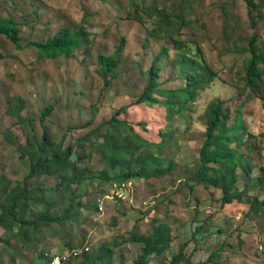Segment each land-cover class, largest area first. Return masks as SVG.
Instances as JSON below:
<instances>
[{
	"label": "rangeland",
	"instance_id": "rangeland-1",
	"mask_svg": "<svg viewBox=\"0 0 264 264\" xmlns=\"http://www.w3.org/2000/svg\"><path fill=\"white\" fill-rule=\"evenodd\" d=\"M154 9L185 17L176 37L191 55L200 49L216 73L183 115L176 114L173 119L166 118L164 107L134 105L147 82L145 72L163 46L168 47L169 57L158 62L162 88L183 85L177 77L179 68L173 64L174 43L170 38L149 34L157 19ZM136 11L144 24L128 18ZM247 12L244 0H0V17H12L20 23L22 45L18 48L0 36V215L7 207L5 197L13 188L27 184L38 191L59 181L57 175L45 174L27 180L33 160L19 148L22 144L29 149L28 137L34 134L42 138L41 116L49 106L54 109L45 123L52 137L64 146H73L72 159L80 166L88 164V175L94 178L102 168L110 175L115 171L90 146L103 140L104 128L98 129V124L117 111L150 141L158 142L160 131L176 140L161 150L175 164L170 172L161 177L131 178L121 184L85 180L86 188L80 189L84 195L76 200L82 207H74L66 220L41 227L38 238L32 235L24 241L0 226V264H45L40 257L43 250L83 244L88 245V251L70 264H82L91 257L96 264H133L141 246L127 239L131 233H150L155 222L170 225L173 243L162 257H150V264H168L185 243L194 263L207 261L218 252L220 257L214 259L218 264H264V212L250 214L247 203L222 206L218 190L196 185L189 178L199 165L205 107L217 99L242 110L261 147L260 153L252 154L256 165L253 174L258 175L264 167V103L247 99L235 84V74L249 56L239 50L253 35L264 42V16L253 27ZM150 14L154 16L150 18ZM65 27L87 29L90 43L83 52L46 59L31 45L47 41ZM121 38L126 43L120 66L105 87L98 57L114 53ZM16 98L26 102L22 114L33 118V123H21L12 112L13 106L18 107ZM121 107H125L123 111ZM178 118L185 123H176ZM82 138L86 143H80ZM240 186L243 188L242 183ZM38 192L39 196L43 194ZM255 194L264 199V193ZM197 227L203 229L194 236Z\"/></svg>",
	"mask_w": 264,
	"mask_h": 264
},
{
	"label": "trees",
	"instance_id": "trees-1",
	"mask_svg": "<svg viewBox=\"0 0 264 264\" xmlns=\"http://www.w3.org/2000/svg\"><path fill=\"white\" fill-rule=\"evenodd\" d=\"M244 1L247 6L249 23L256 27L259 19L264 16V0ZM154 11L157 19L154 29L149 34L154 38L163 36L165 39L172 40L176 53L173 64L179 68L177 77L182 80L183 85L173 89L162 88V81H159L160 64L158 62L163 57H169L168 47L163 46L152 66L145 72L147 82L141 94L134 101V105L164 107L166 118L173 119L176 114L183 115L186 107L196 100L202 90L209 87L216 78V73L206 63L200 49L196 47V55H191L189 48H186L183 41L176 37L185 17L159 9H154ZM153 16L150 14V18ZM128 18L144 24L143 17L138 11L129 15ZM0 36H5L16 47L22 48L20 23L14 18L0 17ZM89 43L87 29L65 27L53 37H49L47 41H37L31 45L43 58L58 59L64 56L72 57L77 52H83ZM125 43V38H121L114 53L98 57L99 71L105 87H109V79L115 78L113 74L120 66V56ZM233 47L238 51L235 43ZM239 51L249 56L243 61V69L236 72L235 84L241 92L247 94V99L256 98L264 103V42L253 35L248 45ZM16 102L18 107L13 106L12 112L18 116L19 121L33 123V118L22 114L26 102L20 98H16ZM124 108L121 107L119 110L123 111ZM53 109V106H49L42 112L41 121L44 125L42 138L34 134L28 137L29 149L22 144L19 148L23 155L33 160L31 170L26 177L27 180L35 175L45 174L57 175L59 181L50 188H38L40 193L43 192L41 196L37 189H30L27 184L19 189L13 188L5 197L4 205L7 207L0 215V226L24 241L32 235L38 238L41 227L68 219L74 207L80 209L82 205L81 203L76 204V200L77 196L84 195L80 189L86 188L85 180L92 183L94 179H97L98 184L105 181L121 184L131 178L161 177L166 172H170L175 165L165 158L161 150L168 145L169 141L173 143L176 140L171 136L165 137L160 131L161 139L158 142L150 141L135 131L127 120L120 118L117 111L109 119L98 124V129L104 128L103 140L90 146L91 151L98 153L102 161L107 160L110 168L115 171L110 175V171L102 168L98 176L94 178L88 175V164L80 166L72 159L73 146H64L62 141H56L52 137L50 127L45 121ZM176 123L184 124L185 122L178 118ZM204 126L202 142L198 149L199 165L189 178L196 185L218 190L221 193L222 206L234 202L247 203L250 206V214L261 215L264 212V199H261L255 192L264 193V167L259 169L258 175H254L256 165L252 162V154L256 151L260 153L261 147H259V142L257 143V137L249 130L242 110L232 109L226 105L225 101L219 99L211 101L204 110ZM81 142L86 143L85 138H82ZM56 189L59 190L55 191ZM56 203L59 205L53 208ZM42 204L43 209L38 210L37 207ZM26 214L30 217H25ZM202 229V227H197L194 236ZM127 241L136 242L141 246L140 254L133 264H150V257L157 259L170 249L173 243L172 229L166 223L155 222L150 233H131ZM187 246L188 243L182 244L168 264H218L214 261L220 257L218 252L212 254L207 261L194 263L193 253L187 254L186 252ZM74 248L77 247H65L61 250L45 249L40 257L45 264H49L45 256L46 251L63 253ZM96 262L97 260L91 257L85 259L82 264H96Z\"/></svg>",
	"mask_w": 264,
	"mask_h": 264
},
{
	"label": "built area",
	"instance_id": "built-area-1",
	"mask_svg": "<svg viewBox=\"0 0 264 264\" xmlns=\"http://www.w3.org/2000/svg\"><path fill=\"white\" fill-rule=\"evenodd\" d=\"M88 249H89L88 245L84 244L81 247H77L72 250H67L63 253H51L49 251H46L45 256L49 261V264H67L70 261L75 260L78 257L82 256V254L88 251ZM262 250L264 252V245L262 247Z\"/></svg>",
	"mask_w": 264,
	"mask_h": 264
}]
</instances>
